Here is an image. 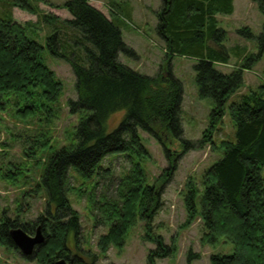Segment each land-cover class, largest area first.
I'll return each mask as SVG.
<instances>
[{"label":"trees","instance_id":"1","mask_svg":"<svg viewBox=\"0 0 264 264\" xmlns=\"http://www.w3.org/2000/svg\"><path fill=\"white\" fill-rule=\"evenodd\" d=\"M41 1L0 0V109L9 102V96L15 95L26 102L16 112L17 117L26 120L36 110L43 109L45 118L41 121L46 125L57 118L56 105L62 97L63 84L40 58L42 50L48 47L53 55L71 65L76 76L78 98L69 101V107L72 114L79 113L75 134L78 141L54 153L43 170L41 183L48 194L44 214L30 225L5 217L0 222V245L15 247L9 233L11 228L21 227L31 235L42 225L46 242L25 259L38 264H54L57 259L64 258L74 264H86L74 253L78 249L80 216L68 196L72 190L69 177L77 175L85 184L99 175L106 157L119 154L129 157L132 167L121 178L116 196L100 195L96 202L91 194V204L98 206L101 221L109 227L99 238L98 247L104 256L112 246L124 248L130 231L143 221L146 222L145 238L157 244V250L149 255V264H156V258L172 255L175 248H168L162 236L151 233L152 220L162 206L163 186L148 182L142 161L148 159L150 153L139 129L162 143L170 157L162 137L183 141L179 117L182 84L170 70L164 69L167 76L161 73L149 77L121 63L119 53L131 50L123 41L117 20L108 18L87 0L65 3L72 19L42 15L41 18L51 25L58 23L79 33L72 43L62 41L57 38L62 29L56 26L47 38L46 47L43 46L29 35L35 25L31 22L21 25L13 15V8H19L40 16L38 3ZM163 2L157 33L169 53L198 60L195 70L199 97L211 98L214 102L209 126L200 144L216 148L213 135L228 113L236 127V141L221 142L223 156L205 171L200 188L193 182L186 185L184 226L189 227L200 219L203 244H215L220 238L234 244L233 254L213 255L212 264H264V178L261 174L264 167V85L244 96L241 102L228 104L244 87L243 69L251 64H243L228 74L222 73L215 68V63L226 64L227 59L209 45L225 37L226 32L219 27L215 15H231L234 0ZM252 2L259 5L264 15V0ZM239 33L248 39L255 37L249 27L242 28ZM217 43L219 45V40ZM257 49L255 62L264 56V23L257 37ZM118 112L124 113L119 126L108 131L107 124ZM183 145L185 150L193 146L188 140H184ZM171 164L161 176L164 184L176 169L174 161ZM12 169L4 177L16 181L20 172ZM93 258L90 264L96 263L97 258Z\"/></svg>","mask_w":264,"mask_h":264},{"label":"rangeland","instance_id":"2","mask_svg":"<svg viewBox=\"0 0 264 264\" xmlns=\"http://www.w3.org/2000/svg\"><path fill=\"white\" fill-rule=\"evenodd\" d=\"M67 1L42 0L38 3L40 16L13 8L14 19L21 25L29 22L35 25L29 35L45 47L49 34L53 33L56 26L62 29L57 38L72 43L79 36L77 31L58 23L51 25L41 18L42 15H49L57 16L60 20L72 19V15L64 7ZM87 1L108 18L117 20L123 41L131 50L130 53H119L118 60L121 63L149 77H156L161 73L167 76L166 70H170L172 76L182 84L183 98L179 114L183 129L182 140L192 142L193 146L185 150L183 141L162 137L169 150L168 157L162 143L139 129L142 142L150 153V157L142 161L148 182L158 187L163 186L162 206L152 220L151 233L162 236L168 248H175L172 255L156 258V264H212L213 255L233 254L234 244L224 238H220L215 244H203L204 233L200 219L189 227L184 226L187 218L184 202L186 185L193 182L200 188L205 171L223 156L221 142L236 141L233 119L228 113L217 126L213 135L216 148H212L210 144H200L203 133L209 126L214 102L211 98L199 97L195 70L198 60L192 56L169 53L166 43L157 33L158 14L164 8L163 0ZM217 20L226 34L215 41L218 44L219 40L221 46L212 42L209 45L226 57L227 64L217 62L215 68L228 74L243 64L248 66L254 62V70L244 75V87L232 96L228 104L241 102L244 96L258 91L264 85V56L260 61H254L258 54L257 37L262 32L264 15L259 5L252 0H236V12L220 15ZM245 27L252 30L254 38L248 39L239 33ZM40 58L63 84V94L56 105L58 116L50 125H46L41 121L45 118L44 110L39 109L28 119H21L16 112L26 102L23 97L15 95L9 96V102L0 109V222L5 217L17 219L19 224L30 225L37 222L45 212L48 197L41 183L47 162L61 148L78 141L75 134L79 125V113L72 114L69 107V101L78 98L73 69L65 59L53 55L48 47L42 50ZM123 115L124 113L119 112L114 114L107 124V130L112 131L118 127ZM173 161L176 169L164 184L165 180L161 176ZM101 166L99 175L85 184L77 175L69 177L72 190L68 196L80 216L78 249L74 253L86 264H90L93 257L97 258L95 264H149V255L151 251L157 250V244L145 238L146 222L143 221L130 231L124 248L112 246L105 256L100 252L99 238L108 232L109 227L101 221L98 206L91 204V194L96 197V202L100 195L115 197L117 186L131 169L132 163L125 155L112 154L103 160ZM10 169L20 172L16 181L4 177ZM261 174L264 178V167ZM0 264L38 263L25 259L18 248L0 245Z\"/></svg>","mask_w":264,"mask_h":264},{"label":"water","instance_id":"3","mask_svg":"<svg viewBox=\"0 0 264 264\" xmlns=\"http://www.w3.org/2000/svg\"><path fill=\"white\" fill-rule=\"evenodd\" d=\"M10 237L16 248L20 250L24 257H31L34 255L37 247L45 244L46 236L42 230V225L38 226L34 235L25 232L21 227H14L10 229ZM54 264H74L64 258H59Z\"/></svg>","mask_w":264,"mask_h":264},{"label":"crops","instance_id":"4","mask_svg":"<svg viewBox=\"0 0 264 264\" xmlns=\"http://www.w3.org/2000/svg\"><path fill=\"white\" fill-rule=\"evenodd\" d=\"M235 12H236V0H234V11L232 14H234ZM220 15H223V14H217V15H215V17L219 18ZM226 64L224 63V65H226ZM253 70H254V64H251L250 67H248V69H243V71H244L243 73H244V75H246L249 72L251 73Z\"/></svg>","mask_w":264,"mask_h":264}]
</instances>
